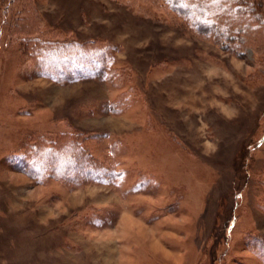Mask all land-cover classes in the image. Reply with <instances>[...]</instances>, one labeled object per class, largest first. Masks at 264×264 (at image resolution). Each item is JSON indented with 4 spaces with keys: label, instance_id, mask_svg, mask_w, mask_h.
I'll list each match as a JSON object with an SVG mask.
<instances>
[{
    "label": "rangeland",
    "instance_id": "1",
    "mask_svg": "<svg viewBox=\"0 0 264 264\" xmlns=\"http://www.w3.org/2000/svg\"><path fill=\"white\" fill-rule=\"evenodd\" d=\"M246 1L221 37L169 0H0V264H264Z\"/></svg>",
    "mask_w": 264,
    "mask_h": 264
},
{
    "label": "trees",
    "instance_id": "2",
    "mask_svg": "<svg viewBox=\"0 0 264 264\" xmlns=\"http://www.w3.org/2000/svg\"><path fill=\"white\" fill-rule=\"evenodd\" d=\"M173 6L174 10L176 8L179 9H186L190 13H192V18H195L197 21L206 19V21L210 22L211 30L216 33H219L221 37H227L229 33V29L226 31L227 28L232 27V23L238 20L240 22L249 23L251 19L257 20V10L256 6L248 3L246 0H169ZM205 7V8H203ZM211 8V9H209ZM194 11H197L196 13ZM230 15L233 17L234 21L232 22H224L223 20L225 17ZM209 19V20H208ZM237 21V22H238ZM264 23V21H263ZM62 46L66 49H56L57 43H50L48 41H41V40H31L30 45L32 48H41L47 47L46 49L50 48L51 46L55 49L54 51L58 50L59 52L56 55L63 56V54L69 53V48L71 47L70 43L67 44L66 40L62 41ZM67 44V45H66ZM61 46V45H60ZM52 48V49H53ZM65 50V51H64ZM51 54V53H50Z\"/></svg>",
    "mask_w": 264,
    "mask_h": 264
}]
</instances>
